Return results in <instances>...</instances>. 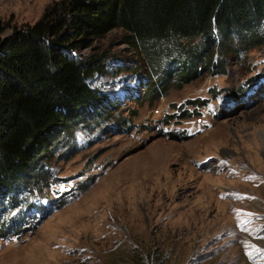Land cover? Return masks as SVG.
Returning a JSON list of instances; mask_svg holds the SVG:
<instances>
[{"label": "rangeland", "instance_id": "obj_1", "mask_svg": "<svg viewBox=\"0 0 264 264\" xmlns=\"http://www.w3.org/2000/svg\"><path fill=\"white\" fill-rule=\"evenodd\" d=\"M55 1L0 0V38ZM125 37L116 28L73 51L103 58L87 83L104 108L40 159L52 185L0 215V264H264V97L234 102L264 71V44L231 57L225 74L201 71L181 87L164 78L159 93V74ZM26 195L51 210L5 235Z\"/></svg>", "mask_w": 264, "mask_h": 264}, {"label": "trees", "instance_id": "obj_2", "mask_svg": "<svg viewBox=\"0 0 264 264\" xmlns=\"http://www.w3.org/2000/svg\"><path fill=\"white\" fill-rule=\"evenodd\" d=\"M116 28L150 74H159L158 85L172 75L181 87L201 71L225 74L231 57L264 44V0H58L33 24L0 38V215L23 193L52 185L51 168L40 159L84 127L89 108H104L87 83L103 58L73 51ZM156 86L151 79L148 92ZM9 220L6 231L14 224Z\"/></svg>", "mask_w": 264, "mask_h": 264}, {"label": "bare ground", "instance_id": "obj_3", "mask_svg": "<svg viewBox=\"0 0 264 264\" xmlns=\"http://www.w3.org/2000/svg\"><path fill=\"white\" fill-rule=\"evenodd\" d=\"M122 91L124 93H126V88H125V90H122ZM258 97H264V84H261L257 89H255L254 94L250 95L248 100L247 99H238V98H236L234 102L236 103V106L240 105L242 107H246V105L250 106L252 104L251 100L256 102ZM28 215H29V212H28L27 209L22 210V211H18L16 214H14L13 215L14 224H13L12 228L6 232V234H9L12 229L14 230L15 226H18V224L21 222V220L24 219ZM18 233H19V231L15 232V234H17V235H18ZM13 234H14V232H13Z\"/></svg>", "mask_w": 264, "mask_h": 264}, {"label": "clouds", "instance_id": "obj_4", "mask_svg": "<svg viewBox=\"0 0 264 264\" xmlns=\"http://www.w3.org/2000/svg\"><path fill=\"white\" fill-rule=\"evenodd\" d=\"M44 215H45V214H43L41 217H39V218H36V219H40V218H42Z\"/></svg>", "mask_w": 264, "mask_h": 264}]
</instances>
